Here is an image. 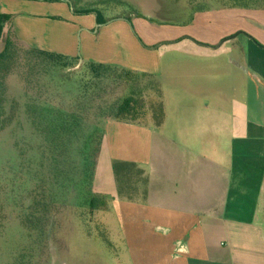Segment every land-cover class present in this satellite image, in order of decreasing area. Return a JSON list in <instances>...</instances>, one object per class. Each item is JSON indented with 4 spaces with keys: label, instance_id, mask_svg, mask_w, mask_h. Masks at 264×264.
<instances>
[{
    "label": "crops",
    "instance_id": "0c3cea01",
    "mask_svg": "<svg viewBox=\"0 0 264 264\" xmlns=\"http://www.w3.org/2000/svg\"><path fill=\"white\" fill-rule=\"evenodd\" d=\"M203 7L188 0L193 20L162 39L190 52L156 55L131 32L132 13L100 11L99 24L70 0H0L26 46L154 73L163 91L172 77L161 127L104 122L92 190L118 222L125 264H264V0ZM114 159L145 169L146 201L118 197Z\"/></svg>",
    "mask_w": 264,
    "mask_h": 264
},
{
    "label": "rangeland",
    "instance_id": "374dc122",
    "mask_svg": "<svg viewBox=\"0 0 264 264\" xmlns=\"http://www.w3.org/2000/svg\"><path fill=\"white\" fill-rule=\"evenodd\" d=\"M70 1L76 7L105 1L96 7L107 16L132 13L129 28L146 48L145 52L156 55L159 52H190L178 42L162 43L164 38L178 33L175 27H186L193 20L191 10L184 8L188 0ZM190 1L198 8L205 6L208 0ZM54 6L48 5L47 11L54 12ZM113 33L114 28L110 27L104 35L103 45H111ZM183 33L193 38L192 30ZM149 43H155L156 47L149 48ZM2 47L3 43L0 49ZM25 51L24 47H17L16 57L5 78L6 106L15 117L0 132V264H125L124 242L118 222L114 216L90 208L91 187L86 182L79 183V171L75 174L76 182L71 181L58 194L57 212L53 214L49 228L48 253L43 254L42 259L38 260L39 242L35 234H30L21 225L19 217L24 212L23 201L36 187V181L52 182L43 136L32 126L25 111L27 104L34 99L46 100L55 106L68 105L70 90L77 86L84 68L79 61L48 73L29 72L23 61ZM128 52L139 51L130 46ZM40 84H46V88L40 90ZM174 88L171 77L164 85V91L170 96ZM104 121L100 125L103 126ZM91 131L92 125L87 124L82 130V139L75 145L74 154L78 148H83L84 139Z\"/></svg>",
    "mask_w": 264,
    "mask_h": 264
},
{
    "label": "trees",
    "instance_id": "16d2710c",
    "mask_svg": "<svg viewBox=\"0 0 264 264\" xmlns=\"http://www.w3.org/2000/svg\"><path fill=\"white\" fill-rule=\"evenodd\" d=\"M60 1V0H48ZM219 2L238 0H217ZM71 2V1H70ZM78 7L79 13H96L97 22L106 21L97 4ZM199 6L197 10H203ZM13 14L0 12V132L14 119L6 106L7 83L5 78L16 57L17 47L26 49L23 61L29 72L48 73L67 67L80 61L72 57L22 44L13 29ZM262 45V44H261ZM21 46V47H20ZM83 73L75 89L70 90L68 105H52L46 100H32L25 109L29 120L42 136L47 152L51 184L42 179L36 181V187L29 192L23 201L24 212L19 219L21 225L30 234H35L38 242V260L47 254L46 247L50 235L53 214L57 212L60 190L75 180L79 171L82 183L91 187L88 204L91 209L102 210L108 205L105 196L92 190L97 159L104 138V119L154 125L161 127L166 118L163 86L154 73L139 71L110 63L84 61ZM46 84H40V90ZM45 91V89H44ZM64 102V101H63ZM105 122V121H104ZM92 125V131L84 139L83 148L75 151V145L81 138L82 130ZM113 173L119 198L132 201H146L149 189V177L138 163L114 159ZM101 201V204L98 202ZM32 234V235H33ZM105 236V235H104ZM106 238V236L104 237ZM41 262H37V264Z\"/></svg>",
    "mask_w": 264,
    "mask_h": 264
}]
</instances>
